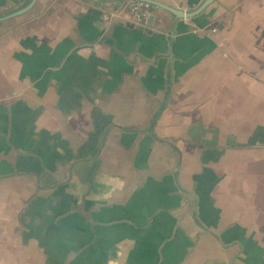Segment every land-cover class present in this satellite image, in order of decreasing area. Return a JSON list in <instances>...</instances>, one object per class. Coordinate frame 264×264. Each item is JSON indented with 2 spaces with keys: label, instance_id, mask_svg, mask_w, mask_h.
<instances>
[{
  "label": "crops",
  "instance_id": "obj_1",
  "mask_svg": "<svg viewBox=\"0 0 264 264\" xmlns=\"http://www.w3.org/2000/svg\"><path fill=\"white\" fill-rule=\"evenodd\" d=\"M31 2L0 0V264H264V0Z\"/></svg>",
  "mask_w": 264,
  "mask_h": 264
},
{
  "label": "water",
  "instance_id": "obj_2",
  "mask_svg": "<svg viewBox=\"0 0 264 264\" xmlns=\"http://www.w3.org/2000/svg\"><path fill=\"white\" fill-rule=\"evenodd\" d=\"M135 1L149 3L153 7H158V8L164 9V10L172 13L177 18H181V19L186 18L187 19V18H194V17L198 16L199 14H201L215 0H205L198 10H196L195 12H191V13H186V12H183L181 10L174 9V8H172L170 6H167L165 4H162L160 2H156V1H153V0H135ZM35 2H36V0H32V2L28 6H26L24 9L20 10L16 14H23V13L27 12L28 10H30L33 7V5H34ZM129 10H130V12H132L133 5H130Z\"/></svg>",
  "mask_w": 264,
  "mask_h": 264
},
{
  "label": "built area",
  "instance_id": "obj_3",
  "mask_svg": "<svg viewBox=\"0 0 264 264\" xmlns=\"http://www.w3.org/2000/svg\"><path fill=\"white\" fill-rule=\"evenodd\" d=\"M153 6L146 2H137L133 6V12L137 17L145 16L146 14L150 13L153 10Z\"/></svg>",
  "mask_w": 264,
  "mask_h": 264
}]
</instances>
